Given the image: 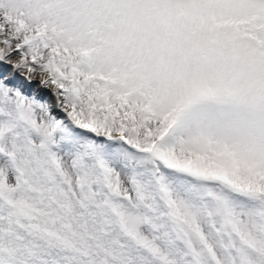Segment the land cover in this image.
<instances>
[{
    "label": "snow or ice",
    "instance_id": "snow-or-ice-1",
    "mask_svg": "<svg viewBox=\"0 0 264 264\" xmlns=\"http://www.w3.org/2000/svg\"><path fill=\"white\" fill-rule=\"evenodd\" d=\"M0 264H264V0H0Z\"/></svg>",
    "mask_w": 264,
    "mask_h": 264
},
{
    "label": "bare ground",
    "instance_id": "bare-ground-1",
    "mask_svg": "<svg viewBox=\"0 0 264 264\" xmlns=\"http://www.w3.org/2000/svg\"><path fill=\"white\" fill-rule=\"evenodd\" d=\"M13 59H16V57L15 58H13ZM35 79H39V77H36ZM40 85H39V83L37 84V86H35V87H31L30 85H27L26 87H25V91L26 92H30V93H32V94H35V95H38V96H44V93H43V91H41V89H40ZM50 94V93H49ZM51 98V97H50ZM53 103H54V101H53Z\"/></svg>",
    "mask_w": 264,
    "mask_h": 264
},
{
    "label": "rangeland",
    "instance_id": "rangeland-1",
    "mask_svg": "<svg viewBox=\"0 0 264 264\" xmlns=\"http://www.w3.org/2000/svg\"><path fill=\"white\" fill-rule=\"evenodd\" d=\"M13 58H15V57H13ZM37 84H38V80H37V79H34L33 84L30 85V86H31V87H35V86H37ZM40 89H41V91H43L44 96H39V97H41V98H45V99H51V98H50L51 95L49 94V92H48L46 89H43V88H41V87H40Z\"/></svg>",
    "mask_w": 264,
    "mask_h": 264
}]
</instances>
